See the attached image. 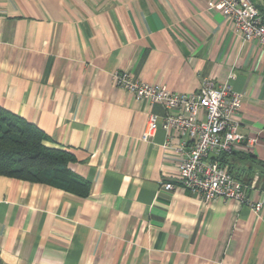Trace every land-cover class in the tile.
<instances>
[{
  "label": "crops",
  "instance_id": "1",
  "mask_svg": "<svg viewBox=\"0 0 264 264\" xmlns=\"http://www.w3.org/2000/svg\"><path fill=\"white\" fill-rule=\"evenodd\" d=\"M116 71L177 92L228 80L253 142L222 159L263 198L264 45L208 0H0V105L72 152L91 184L82 197L0 175V264H264V205L184 188L162 118L143 139L165 108L116 85Z\"/></svg>",
  "mask_w": 264,
  "mask_h": 264
},
{
  "label": "built area",
  "instance_id": "2",
  "mask_svg": "<svg viewBox=\"0 0 264 264\" xmlns=\"http://www.w3.org/2000/svg\"><path fill=\"white\" fill-rule=\"evenodd\" d=\"M211 9L229 18L244 40H257L264 45V14L253 0H208ZM235 74L231 73L230 78ZM116 85L149 104L159 103L165 114H148L143 139L148 140L157 130L158 119L166 132L164 147L178 159V182L204 200L234 199L249 204L257 213L264 205V196L254 201L247 196L249 187L236 178L229 166L222 163L224 154L235 150L241 142L252 139L239 132L237 114L241 108L240 92L233 90L228 80L217 82L206 78L193 92H177L163 83H149L134 79L127 72L113 74ZM179 138V145L174 144ZM172 189V182L164 183Z\"/></svg>",
  "mask_w": 264,
  "mask_h": 264
},
{
  "label": "trees",
  "instance_id": "3",
  "mask_svg": "<svg viewBox=\"0 0 264 264\" xmlns=\"http://www.w3.org/2000/svg\"><path fill=\"white\" fill-rule=\"evenodd\" d=\"M49 140L40 127L0 105V175L87 196L90 182L69 167L74 154L64 147L49 145Z\"/></svg>",
  "mask_w": 264,
  "mask_h": 264
}]
</instances>
